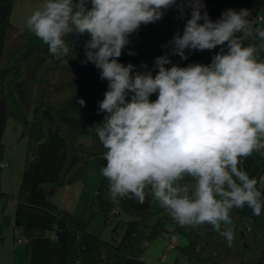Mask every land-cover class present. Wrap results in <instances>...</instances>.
<instances>
[{
	"label": "clouds",
	"instance_id": "clouds-1",
	"mask_svg": "<svg viewBox=\"0 0 264 264\" xmlns=\"http://www.w3.org/2000/svg\"><path fill=\"white\" fill-rule=\"evenodd\" d=\"M173 7L180 19L190 8V18L164 45L171 53L156 57V74L144 63L146 71L134 72L135 65L119 62L130 35ZM204 8L203 0H43L25 27L56 59L73 51L70 35L89 37L81 64L91 62L108 82L98 101L105 115L93 128L106 149L100 171L109 198L143 204L150 195L179 226L210 224L231 247V209L247 205L257 217L264 210L257 180L242 167L264 152V27L246 8L227 9L215 21ZM248 39L258 43L245 45ZM217 46L207 65L170 59Z\"/></svg>",
	"mask_w": 264,
	"mask_h": 264
},
{
	"label": "trees",
	"instance_id": "trees-1",
	"mask_svg": "<svg viewBox=\"0 0 264 264\" xmlns=\"http://www.w3.org/2000/svg\"><path fill=\"white\" fill-rule=\"evenodd\" d=\"M203 3L205 8L202 11H206L213 21L227 9L239 11L246 8L251 12L250 19L262 27L257 18L264 13V0H203ZM13 6L14 0H0V203L6 205L14 200L13 194L2 189L4 135L8 121L14 119L29 138L17 202L47 210L64 225L65 264H128L129 259H142L152 243L172 234H180L188 241L185 247L175 248L178 261L189 264H264V210L257 217L252 214V209L246 216L240 213V208L231 209L234 239L229 247L210 224L196 228L179 226L150 195L143 204L134 198L113 202L108 196L105 177L92 207L95 214L104 218L106 226L116 223V234L121 227L117 222L120 216L129 217V221L122 223L124 233L120 241L114 237L112 242H105L89 233L87 223L54 203L55 194L50 196L52 190L56 193L85 181L91 158L96 159L99 171L106 165V149L93 128L103 121L105 114L98 112L99 104L93 94L108 82L100 78L94 64H81L85 59L83 45L87 35L78 38L70 35L67 42L73 51L67 57L56 59L48 46L34 34H23L12 25ZM190 14L191 9L186 7L184 18L180 19L175 7L168 9L161 20L141 25L129 39L155 45L163 55L171 53L164 45L178 31L183 34ZM252 43L258 41L248 39L245 44ZM219 51L220 46H217L215 52ZM260 58L264 59V53ZM170 59L173 61L172 55ZM134 61L135 56L126 53L119 57V62L124 65ZM166 67L170 68L171 64ZM157 95L152 94L150 100L155 101ZM80 99L86 102L85 106L78 103ZM87 135L90 140L85 143L83 139ZM242 167L250 178H259L261 167L251 156L243 161ZM261 192L264 195V186ZM18 233L20 237L25 234L28 246L32 239L53 234L52 231L27 227L24 223ZM3 242L0 231V243ZM51 244L58 246L53 239Z\"/></svg>",
	"mask_w": 264,
	"mask_h": 264
},
{
	"label": "rangeland",
	"instance_id": "rangeland-1",
	"mask_svg": "<svg viewBox=\"0 0 264 264\" xmlns=\"http://www.w3.org/2000/svg\"><path fill=\"white\" fill-rule=\"evenodd\" d=\"M31 12L24 13L25 20ZM261 18L262 20L259 23L264 27V13L261 14ZM28 32L30 33L29 30ZM88 38L89 37H87V39ZM136 43L140 44L139 42L130 40V43L125 47L123 52L127 54L129 52L135 53V55H133L135 56L133 64L135 65L134 72H142L141 64H145L143 60L146 59H143L144 56L140 55V48L135 47ZM132 44L134 45L132 46ZM211 51L214 52L213 55H215V49L205 51L191 50L186 52L188 56L187 60H182L179 56L172 55V63L181 67H186L194 63L203 64L210 57L209 54ZM151 54L154 56L153 58L163 55L160 48L145 56H151ZM28 139V134L24 133L23 127L14 119H10L4 135L5 154L2 169V188L8 193L13 194L14 200L8 202L6 205L0 203V231H2L4 236V242L0 243V264H64L63 244L65 234L61 228L62 224L60 222H58L57 227L52 224L55 218L54 214L49 211H44L43 214H40L33 211L35 208L28 209L27 212L19 213L17 209L18 193L26 160ZM89 140V135L83 139L85 143H88ZM251 157L256 160L262 169L258 184H263L264 152H253ZM102 180L103 175L98 169L96 159L91 158L87 165L85 181L82 184L71 186L72 191L76 192L75 195L72 196L70 200H64V190L62 188L55 194L54 201H60V205H58L60 209L74 214L83 222L87 223L89 233L99 236L105 242H112L114 237H116L117 241H120L124 233L122 223L129 221V217L125 214L120 216L117 222L121 223V227H119L118 234H116L114 232L116 223L106 226L104 218L98 213L95 214L93 211L92 204ZM24 219L28 227L37 230L52 231L53 234L55 233L58 235L60 248L53 249L50 241L51 237L49 236L32 239V244L30 243L28 246L25 234L23 233L20 237L22 242L19 243L18 230L23 226ZM168 238L169 237L166 236L152 243L148 247L142 260L147 264H189L178 261V251L175 248H168V244L166 243ZM187 244V239L179 234L177 236V246L185 247Z\"/></svg>",
	"mask_w": 264,
	"mask_h": 264
},
{
	"label": "crops",
	"instance_id": "crops-1",
	"mask_svg": "<svg viewBox=\"0 0 264 264\" xmlns=\"http://www.w3.org/2000/svg\"><path fill=\"white\" fill-rule=\"evenodd\" d=\"M41 3H43V0H14V6H13V11H12V14H11V23L12 25H14L15 27H17L21 33L23 34H27L29 33L27 28L25 27V18H24V13L25 12H28L30 13L31 11H34ZM88 40V39H87ZM86 40V41H87ZM140 44H135L136 46L135 47H138L140 48L139 52H140V55L141 56H144L143 59H146V60H143L145 62V64L147 65V70H151L152 71V74L155 75L156 72L158 71V69H155L154 68V64H155V59L156 58H153L154 56L151 54V56H145L147 54H149L150 52L154 51V50H159V48L155 45H152V44H149V43H144V42H139ZM246 43V42H245ZM134 44H132L133 46ZM246 45V44H245ZM84 46V45H83ZM169 50H171V46L168 47ZM191 50H186V52H189ZM122 53H124L122 51ZM214 52H210L209 54V58L203 63L204 65H207L209 63H211V59L212 57L214 56L213 55ZM127 54V53H126ZM216 54V52H215ZM178 56V55H176ZM147 57H148V60H147ZM158 57V56H156ZM176 58V57H175ZM134 64V63H133ZM146 71V69L142 68V72ZM105 87V88H104ZM107 91V86H103L101 87L100 89H98L94 94V98L97 100V101H102L104 99V93ZM261 173H262V169H261ZM261 173H260V176L259 178L261 177ZM258 178V179H259ZM258 179H257V189L258 190H262L263 186H264V183L263 184H258ZM3 189V188H2ZM60 190V189H59ZM64 190V193H63V199L64 200H70L72 198V196L75 195V191H72V188L71 186H67L65 188H63ZM5 191V190H3ZM7 192V191H5ZM58 192V191H57ZM56 192V193H57ZM8 193V192H7ZM55 193V194H56ZM55 196V195H54ZM57 201V205H60V201L56 200ZM28 207V208H27ZM29 207H32V208H29ZM35 208L33 211L37 212V213H40V214H43L44 211H47V210H44L42 208H38V207H33V206H28V205H25V204H18L17 202V209H18V212L19 213H22V212H27L28 209H33ZM38 209V210H37ZM251 210V208H249L247 205H245L244 207L240 208V213L243 215V216H246L249 211ZM31 211V210H29ZM55 216V215H54ZM53 225L55 227L58 226V220L57 218L55 217L52 221ZM23 223L26 224L27 226V223L25 222V219L23 220ZM61 223V222H60ZM62 224V223H61ZM28 227V226H27ZM31 228V227H30ZM62 229L64 228V225L62 224ZM56 240L58 242L59 240V237L58 235H56L55 233L52 234L51 236V240ZM50 240V241H51ZM31 244H32V241H31ZM52 246V245H51ZM53 247V246H52ZM60 248V243H58V246L57 247H53V249H58ZM63 250H64V264H65V236H64V244H63Z\"/></svg>",
	"mask_w": 264,
	"mask_h": 264
},
{
	"label": "built area",
	"instance_id": "built-area-1",
	"mask_svg": "<svg viewBox=\"0 0 264 264\" xmlns=\"http://www.w3.org/2000/svg\"><path fill=\"white\" fill-rule=\"evenodd\" d=\"M262 20L261 16H258L257 21L260 22ZM54 203L57 205V201L55 200ZM18 241L19 243L22 242V239L19 236L18 233ZM166 243L168 244V248L169 249H174L177 247V235L176 234H172L171 236H169V238L167 239Z\"/></svg>",
	"mask_w": 264,
	"mask_h": 264
},
{
	"label": "water",
	"instance_id": "water-1",
	"mask_svg": "<svg viewBox=\"0 0 264 264\" xmlns=\"http://www.w3.org/2000/svg\"><path fill=\"white\" fill-rule=\"evenodd\" d=\"M55 194V190H52L50 196ZM128 264H147L142 259H129Z\"/></svg>",
	"mask_w": 264,
	"mask_h": 264
}]
</instances>
